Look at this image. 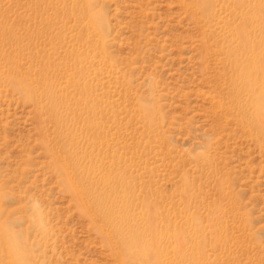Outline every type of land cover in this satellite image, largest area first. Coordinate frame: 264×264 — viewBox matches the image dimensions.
Returning <instances> with one entry per match:
<instances>
[{"label": "rangeland", "instance_id": "obj_1", "mask_svg": "<svg viewBox=\"0 0 264 264\" xmlns=\"http://www.w3.org/2000/svg\"><path fill=\"white\" fill-rule=\"evenodd\" d=\"M241 1L0 0V264H264Z\"/></svg>", "mask_w": 264, "mask_h": 264}, {"label": "bare ground", "instance_id": "obj_2", "mask_svg": "<svg viewBox=\"0 0 264 264\" xmlns=\"http://www.w3.org/2000/svg\"><path fill=\"white\" fill-rule=\"evenodd\" d=\"M196 1V3H200L201 4V6L199 7V9L203 12V10H202V4H204V3H207V2H209V1H211V0H195ZM237 5V4H236ZM239 7H244V9L246 10L247 9V11H248V13H246V15H244V22H247V21H249L248 19L250 18V19H255L256 21L257 20H260V23L261 24H258V26L259 25H261L259 28H254V29H250V31H248V38H249V36H250V38L249 39H251V51L253 52V53H255V54H259V56H262L263 58H264V27L262 26V20H263V14H262V1L261 0H242L239 4ZM264 25V24H263ZM248 27V26H247ZM246 27V28H247ZM230 60H231V62L233 63V67H234V69H237V68H242V69H245L246 70V77H249V75L251 74V73H253L254 72V70H255V68H254V64H253V62H252V60L250 61V63H248L247 65H245L244 63H242L239 59H237L236 57L235 58H233V57H231L230 56ZM248 121L250 122V126H251V128H255V122H254V119L253 118H249L248 119ZM257 130V129H256ZM257 136L259 137V139H262V140H264V132L263 131H258L257 130ZM74 149H75V147H73V145H71L70 146V150L71 151H73L74 152ZM75 159V158H74ZM74 165H75V167H77V168H80V163L78 162V160H76L75 161V163H74ZM89 193V192H88ZM96 193V192H95ZM93 197V196H92ZM77 200H78V202H79V206L82 208V210H84V212H87L94 204H97L96 206H98V204L100 203V200L99 199H97L96 198V196H95V198H94V200H87L86 198H85V195H84V193H82V192H79L78 193V197H77ZM101 201H103V200H101ZM103 203V202H102ZM101 205H104V203L103 204H101ZM100 205V206H101ZM100 208H102V207H100ZM99 208V209H100ZM105 208V207H104ZM104 208H102V209H104ZM101 209V210H102ZM81 210V211H82ZM100 213H101V211H100ZM85 214V213H84ZM87 214V213H86ZM85 214V215H86ZM107 214H108V217L110 216L111 217V212H110V209H109V207H107ZM106 215V214H105ZM110 220V219H109ZM118 220V219H117ZM116 220V221H117ZM109 222V221H108ZM117 231V230H116ZM131 232V231H130ZM114 234H116V233H114ZM131 234H132V232H131ZM130 234V236H129V239H131V237L133 238L134 236H132ZM116 236L118 237V239L119 240H121V236H122V238H123V240L122 241H128V243H129V248H130V246L131 247H133V242H132V240H131V244H130V240L128 239V238H125L124 237V235H121L120 236V233H118V234H116ZM117 237H115V238H117ZM124 239H126V240H124ZM135 242H137V240L135 241ZM121 246V245H120ZM157 246V245H156ZM154 247V246H153ZM131 249V248H130ZM121 250V252H118V255H130V254H127L128 253V248H124L123 246H122V249H120ZM141 252V251H140ZM130 253V252H129ZM142 253V252H141ZM8 254V253H7ZM142 255V254H141ZM128 257V256H127ZM141 259V258H140ZM139 259V260H140ZM140 263H141V261H140ZM139 264V263H138Z\"/></svg>", "mask_w": 264, "mask_h": 264}]
</instances>
